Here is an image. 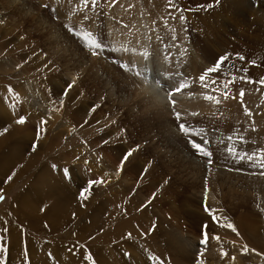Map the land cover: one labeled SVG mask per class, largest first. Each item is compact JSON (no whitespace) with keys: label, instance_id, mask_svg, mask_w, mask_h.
Here are the masks:
<instances>
[{"label":"rangeland","instance_id":"obj_1","mask_svg":"<svg viewBox=\"0 0 264 264\" xmlns=\"http://www.w3.org/2000/svg\"><path fill=\"white\" fill-rule=\"evenodd\" d=\"M242 1L174 0L169 16L168 0H102L95 8L80 0H0V160L19 152L9 169L2 166L6 174L0 171V246L5 248L0 264H202L194 254L183 259L165 249L161 231L173 230L191 250L204 224L210 238L241 250L247 246L243 264L252 263L253 252L264 257V168L259 159L255 168L225 152L229 145L258 157L264 151V0ZM135 33L146 42L142 67L134 63L132 49L141 44L139 36L131 44ZM117 39L125 43L123 52V45L114 44ZM97 43L99 49L93 47ZM122 55H130L129 60L124 62ZM225 56L221 70L201 82L200 76ZM143 66H150L147 72L167 95H193L150 106L140 83L144 76L136 75ZM17 75L25 97L19 96L21 103L14 107L13 94H8ZM225 81L230 83L225 86ZM178 83L187 87L176 92ZM31 98L44 110L34 107ZM51 109L73 132L65 134L51 124L46 111ZM20 116L27 119L24 125L16 123ZM181 122L203 129L206 147L217 151L212 163L190 149L188 139H202L182 134ZM129 151L131 157L116 175ZM92 155L101 160L95 168ZM79 160L86 162L79 165ZM120 178L132 191L124 196L144 200L141 206L114 200L123 193L116 186ZM95 180L104 183L94 185L88 199H78L88 181ZM38 186L44 192L36 194ZM205 189L209 196H203ZM132 211L143 216L145 227L152 220V247L144 244L147 228L148 234L133 229L130 237L124 232L113 236ZM85 253L92 261L85 260Z\"/></svg>","mask_w":264,"mask_h":264},{"label":"bare ground","instance_id":"obj_2","mask_svg":"<svg viewBox=\"0 0 264 264\" xmlns=\"http://www.w3.org/2000/svg\"><path fill=\"white\" fill-rule=\"evenodd\" d=\"M3 1V0H2ZM240 2H243L242 0H239ZM238 2V1H237ZM246 2V1H245ZM241 5V4H240ZM244 5V4H243ZM242 7V6H241ZM127 21V20H126ZM112 25V24H111ZM113 26V25H112ZM117 28V27H116ZM116 31V32H115ZM139 31V30H138ZM113 32H115L114 34L116 35V33H119L118 32V30L116 29L115 30V28L113 27ZM122 33V32H121ZM141 33H142V31H141ZM137 34L135 33L134 35H132V41H131V44H135L137 41L135 40V39H137L138 38V36L139 35H137ZM119 36V34H117V37ZM111 37V36H110ZM116 37V38H117ZM121 39H122V35H121ZM121 39H117V40H115L114 41V44H116V45H118V46H120L121 47V45H123L122 46V48L123 49H120V51H124V45H125V43H124V41H122ZM139 39L141 40V44H139V46L137 47V48H133L132 49V52L133 53H136V55H137V57L135 58V61H134V63L135 64H138V66L139 67H142V64H144V62L146 61V58H148L147 57V47L146 46H144L145 44H146V42H145V44H144V39L145 38H143V35L142 36H139ZM113 40V39H112ZM116 42V43H115ZM117 47V46H116ZM136 47V46H135ZM118 49V50H119ZM198 49V48H197ZM193 50H194V48H193ZM196 50V49H195ZM125 52H127V50L125 49ZM119 54V53H118ZM129 56L130 55H122L121 57L123 58V61L125 62V61H127V60H129ZM196 56V55H195ZM207 65V64H206ZM94 67H98L97 65L96 66H94ZM147 68H150V66L149 67H145V66H143V73H145V74H143L142 76H144V78H142V80H141V85L144 87V89H145V91L147 92V95L149 96V99H147V101H148V104L150 105V106H152V107H161L162 105H165L166 103H167V100H168V98L170 97V100H174V101H179V100H181V99H183L184 97H187V98H190L189 96H192L193 94H191V93H181V94H173V96L171 97V96H169V95H167L165 92H167L168 93V91L167 90H165L164 89V91L162 90V88L159 86H156L155 85V80L153 81V79L151 78L152 76H151V73H148L147 72ZM97 69V68H96ZM151 69V68H150ZM1 70H3V71H8L9 70V73H10V70L11 69H1ZM228 70V69H227ZM11 71H13V69L11 70ZM148 71H151V70H148ZM146 76L148 77V78H150V80L151 81H148V80H146ZM12 77H14V76H12ZM17 77H19V75H17V76H15L14 78V82H16V80H17V82H16V85L14 86V88H13V86H12V88H13V92L11 93V92H9V96L11 95V94H18V96H20L21 97V99H23V95H24V93H23V85H22V87L20 86V83H19V81H18V79H17ZM162 77V76H161ZM147 78V79H148ZM142 89V88H141ZM210 89V88H209ZM144 91V90H143ZM142 93V92H141ZM175 93V92H174ZM145 96H146V93H145ZM24 97H25V95H24ZM143 99V98H142ZM34 99L33 98H31L30 99V102L31 101H33ZM71 102V101H70ZM180 103V102H179ZM182 103V102H181ZM31 104L34 106V107H37V109L39 110V111H43L44 109L41 107V103H37V102H31ZM70 104V103H69ZM187 105H188V103H186ZM86 106V105H85ZM205 106V105H204ZM203 106V107H204ZM213 106V105H212ZM80 107V106H79ZM154 107V108H155ZM202 107V109H204ZM207 107V106H206ZM163 108V107H162ZM201 109V108H200ZM212 109V108H211ZM234 109V108H233ZM238 109V108H237ZM84 110V109H83ZM47 111V115L48 116H50L51 117V124L53 125V126H56V128L57 129H62V131H65L64 133L65 134H70V132H73V130H71L69 127H68V125H66V122L65 121H63L62 123L60 122H58V118H59V116H60V113H59V111H57V110H54V109H51L50 111L49 110H46ZM155 111H158V110H155ZM160 111V110H159ZM186 111V110H185ZM84 112V111H83ZM162 112V111H161ZM163 115V114H162ZM159 116H161V115H159ZM158 117V116H157ZM158 119H159V117H158ZM162 119H163V117H162ZM57 121V122H56ZM169 124V123H168ZM163 127V126H162ZM85 145V144H84ZM84 145H82L81 147H79L77 150H78V153H80L81 151H82V149H83V147H84ZM225 148H221V150H224ZM212 150V149H211ZM245 151V150H244ZM191 152V151H190ZM213 152H217L216 150L215 151H212V153ZM225 152H227V151H225ZM224 152V153H225ZM21 153V152H20ZM188 153H189V150H188ZM220 155H221V153L220 152H218ZM223 153V155L224 156H228L229 157V155H231V154H224ZM240 154H243V151L241 150V152H239ZM75 154V153H74ZM214 154V153H213ZM217 154V153H216ZM15 156H13L12 157V155H10L9 157H7L6 159L4 158L3 160H4V162H3V160H2V162H3V164H2V162H1V160H0V164H2V165H0V171L1 172H3V173H5L6 174V172L5 171H3V168L4 169H9L10 168V164H12L15 160H17L18 158H19V152L18 153H16V154H14ZM71 155H73L72 154V152H71ZM76 155V154H75ZM189 155V154H188ZM218 155V154H217ZM62 156V155H61ZM64 157H65V159H66V161H70V157L68 158V152L67 153H65L64 154ZM63 157V158H64ZM219 158L221 157H223V156H218ZM214 158V157H213ZM76 159V158H75ZM222 159H224V160H227V159H225V158H222ZM229 159H232V156H230V158ZM64 160V159H63ZM89 160H90V164L92 165V167H97V164H99L100 163V161L101 160H99L98 159V157L97 156H94V155H92L90 158H89ZM214 160H216V159H214ZM217 160H218V158H217ZM61 161V160H60ZM76 161V160H75ZM75 161H71V162H75ZM231 161H233V160H231ZM234 161H236V160H234ZM85 162H86V160H79V162H78V164L80 165L81 163H83V164H85ZM227 162H228V160H227ZM240 162H242V161H240ZM20 163H22V162H19V164ZM233 164L232 162H230L229 161V164ZM243 163V162H242ZM242 163H238L239 164V166H241L240 164H242ZM27 164V163H26ZM102 164V163H101ZM105 164V163H104ZM224 164V163H223ZM21 165V164H20ZM23 165V166H22ZM21 166H20V168H22V169H24V167H25V163H23ZM103 165V164H102ZM219 165H222V164H220V162H219ZM218 165V166H219ZM227 165V164H226ZM243 165H245V164H243ZM248 165H250V164H248ZM2 166H3V168H2ZM101 166V165H100ZM224 166H225V164H224ZM239 166H237V167H239ZM258 166V165H257ZM103 167V166H102ZM240 168V167H239ZM242 168V167H241ZM255 168H256V166H255ZM246 169V168H245ZM107 170V169H106ZM102 172V171H101ZM97 174V173H96ZM113 174V173H112ZM15 175H20L17 171H16V174ZM116 175H118V174H116ZM148 176H149V174H148ZM112 177V176H111ZM117 180V179H116ZM162 183V182H161ZM48 184L49 185H47V186H44V187H42V188H44L45 190H46V192H48V189H50V183H49V181H48ZM164 184V183H163ZM61 185V184H60ZM63 185V184H62ZM129 185V183L127 182V180L126 179H122V178H120L119 180H117V182H116V186L118 187V188H122L123 190H121V191H123V193L122 194H118L119 196H120V198H116V199H114L117 203H118V205H122L123 204V200L124 199H129V201H130V205L131 206H136V207H138V206H141V204L143 203V201L140 199V198H138V199H136L135 198V196L134 195H129V196H124V193H126V194H129L130 193V189L127 187ZM208 185V184H207ZM204 187V186H203ZM206 187H208V186H206ZM39 188H41V186H38L36 189H35V192H36V194L39 192V193H42V192H44V189H39ZM64 188H66V187H64ZM29 189V188H28ZM31 189H34L33 187L31 188ZM62 189V188H61ZM117 189V188H116ZM127 189H129L130 191H126ZM209 190H211V189H209ZM26 191V190H25ZM205 194L204 193H202L203 194V196L204 195H206V196H209V193L210 192H208V190H206L205 189ZM31 192V191H30ZM33 192V191H32ZM132 192V191H131ZM34 194V193H33ZM205 196V197H206ZM30 197H33V196H30ZM21 198V197H20ZM19 198V199H20ZM25 201H26V199H24ZM24 201V204L26 203ZM211 203V202H210ZM217 207V206H216ZM222 207V206H221ZM55 208H56V206H55ZM60 210H61V207H58ZM215 210H217V209H215ZM130 211V210H129ZM131 212V211H130ZM133 213L132 214H129L128 215V218L122 223V224H120V226L119 225H117V226H119V228L118 229H116L115 230V232L113 233L114 235V237H116V234L118 235H120V233H122V232H124V234H126V233H129L130 231L133 233L134 231H133V229H136V230H139V231H141L143 234L144 233H147V231H146V228H147V230H148V232H149V236H147L146 237V240H144V244L145 245H148V243L151 245V247H152V244H153V241L155 240V235H154V233H152L151 234V230H150V228H149V226L151 227L152 225H151V222H152V220H151V222L150 223H146V224H149V225H146L147 227H145L144 226V224H143V216H141L140 214H135V211H132ZM204 218V217H203ZM243 220V222H244V219H242ZM248 222V221H247ZM93 223V222H92ZM145 223V222H144ZM159 223V222H158ZM238 223H239V221H238ZM245 223V222H244ZM252 223V222H251ZM117 224V223H116ZM248 225V224H247ZM251 225V224H250ZM253 225V224H252ZM161 226V225H160ZM239 228L240 229H247V230H249V231H251V232H255V228H253L254 230H252L250 227L249 228H247V226H245V227H243V226H241L240 224H239ZM254 226V225H253ZM94 228V227H93ZM168 229V228H167ZM166 228L163 230V231H161V232H163V233H161V236H165V238H164V240L162 241V243H161V245H164V247H165V249L167 248V249H170V250H172V251H175L176 253H178L179 254V256L180 255H182L181 256V258H183V259H186V258H189V257H191L192 256V254H194V256L196 255L197 256V258L199 259V262L200 263H202V264H243V256H242V250L239 248V246L240 245H237V244H235V243H231V242H229V241H227V240H222V241H217L216 239H214V238H210V240H209V244L207 245V247H205L204 245H201V244H199V240L200 239H202V237L200 238V239H198L197 240V238L195 239V240H193L192 242H195V243H193V245H191V250H189L188 249V246H187V244H185V240L186 239H184L183 240V238H182V236L180 237V236H177V235H175V233H173L174 231L172 230V231H169V230H167ZM159 231H160V229H158ZM158 232V231H157ZM251 232H250V234H251ZM123 234V233H122ZM121 234V235H122ZM148 234V233H147ZM120 235V236H121ZM117 237H119V236H117ZM261 237V236H260ZM120 238V237H119ZM114 239V238H113ZM187 239H189V238H187ZM221 240V239H220ZM257 243V242H256ZM137 246V245H136ZM132 247V246H131ZM163 247V246H162ZM251 247V246H250ZM238 248V249H237ZM154 251H158V249H155ZM167 251H169V250H167ZM252 251V250H251ZM201 252L203 253V255H201ZM222 252H227V256H222L221 255V253ZM237 252H239L240 254H238ZM250 256H251V261H252V263L251 264H264V257H261V255H259V254H257V253H255V252H253V253H251L250 254ZM150 257V256H149ZM232 257H235V260H233L232 259ZM246 261V260H245Z\"/></svg>","mask_w":264,"mask_h":264},{"label":"snow or ice","instance_id":"obj_3","mask_svg":"<svg viewBox=\"0 0 264 264\" xmlns=\"http://www.w3.org/2000/svg\"><path fill=\"white\" fill-rule=\"evenodd\" d=\"M81 3H83L85 5V7H91V8H95V7H98L99 3L102 2V0H80ZM110 4H115L116 3V0H109ZM168 4L170 5V8H169V16H171L173 10L175 9V5H174V0H168ZM84 20H87L88 19V16L87 15H84L83 17ZM164 18L162 17L161 18V21L163 20ZM177 19L179 20H183L184 17L183 16H180L178 17ZM67 27V26H66ZM70 31V30H69ZM93 47L96 48V49H99L101 47L100 44H93ZM97 52L96 51H92L91 52V55H96ZM228 59L227 56L225 57H221L219 59V61L213 66V67H210L208 70H207V73H205L204 75H201L200 76V81L201 82H204L205 81V77L209 74V73H215L219 70H221L222 66L224 65V62ZM239 59L242 61L244 60V57H239ZM121 67L124 69V70H128L130 66L128 65H121ZM136 75L140 76V75H143V73H140V72H137ZM243 79V77H242ZM249 83H254L253 81H248ZM212 83L213 84H216V80L213 79L212 80ZM225 86H227L230 81H225ZM261 84H264V80L261 81ZM187 85L185 83H178V85L176 86L175 88V91L176 92H179L181 89H184L186 88ZM9 92H13V90L9 89ZM172 94V93H171ZM240 95L243 97L244 93L243 91H241ZM227 93L225 92V99H227ZM14 103H13V106L15 107L16 104H19L21 103V99L19 98L18 94H13V97H12ZM206 99L208 100H212L213 97L212 96H208L206 97ZM219 100L217 99L216 103L219 104ZM246 111V115H250V113ZM176 116V120L179 121L180 118H181V115L179 112H177L175 114ZM27 122V119L26 117L24 116H20L17 120H16V123L18 125H24L25 123ZM41 124H46L47 121L45 120H41L40 122ZM178 127V130L184 134L185 136H188V137H199L200 139H202V143L200 142H197L195 139H188L187 143L190 145V149L191 150H194V154L195 155H198V156H202V157H206L207 158V163H212V152L206 147V145L209 144V141L208 139L204 138L201 133L203 132V129H194L192 128L190 125H186L185 123L181 122V123H178L177 125ZM0 134H3V133H0ZM37 138H39V131L37 132ZM233 139L232 136H228V140L231 141ZM243 142V141H242ZM221 143H223V141H221ZM34 149H35V145H34ZM227 152L229 154H231L232 156V159L234 160H237L238 162L240 161H244L245 159H247L248 163L255 167L256 166V160L259 159L261 161V164H260V167L261 168H264V151H262V154L258 157L256 155V153H248V152H244L243 154H240L239 152H237L231 145L228 146L227 148ZM132 155V152L129 151L127 152L123 157H122V161H121V166L118 168L117 170V174H119L120 171L123 170V164L126 163L128 161V159L131 157ZM226 159L228 158L227 156L225 157ZM63 175H64V178L66 180H70L71 177H70V173L68 172V170H64L63 171ZM11 179V176L9 177V180ZM104 181L103 180H95V181H88V186L85 187L84 189H82L79 193V197L78 199L80 200H86L88 199V195L86 194H90V189L93 188L94 185L96 184H103ZM3 196L0 195V200H3ZM205 211L211 216L212 218V221L214 223H219L218 221V218L216 217L215 214H213L207 207H205ZM223 226V225H221ZM208 225L207 224H204L202 225V239L199 240V244L201 245H204L205 247H207V245L209 244V240H210V237L208 235ZM228 228H231L233 232H237V230L231 225V224H228L227 225ZM153 231L155 230L154 228L152 229ZM237 235H239V233L237 232ZM128 236L130 237L131 234L129 233ZM214 239H216L217 241L219 240V237H214ZM3 240V237L0 236V241ZM5 251V248L3 246H0V255H2ZM249 250L247 248V246H243L242 247V254H245L247 253ZM26 255V253H25ZM201 255H203V253L201 252ZM222 256H227V252H222L221 253ZM85 260L86 261H92V257L90 255H88L87 253H85ZM233 260H235V257H232Z\"/></svg>","mask_w":264,"mask_h":264}]
</instances>
